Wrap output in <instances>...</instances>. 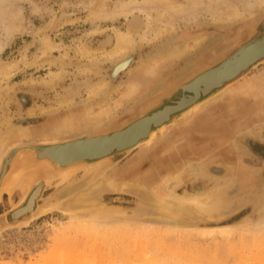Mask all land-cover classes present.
Listing matches in <instances>:
<instances>
[{"label":"rangeland","instance_id":"obj_1","mask_svg":"<svg viewBox=\"0 0 264 264\" xmlns=\"http://www.w3.org/2000/svg\"><path fill=\"white\" fill-rule=\"evenodd\" d=\"M116 1L0 0V65L18 62L9 76L0 75V127L7 123L6 128L9 125L15 127L25 115L37 113L40 116L38 120L24 122L22 131L25 132L13 135L14 139L9 142L18 140L21 135L28 142L52 141L55 140L52 130L55 127L64 131L71 129V134H62L56 139L76 135L96 118L101 121L97 132L117 129L138 118L140 111L170 86L197 71L195 74L199 75L205 67L231 56L239 44H247L250 39L246 26L253 20H262L253 39L264 36V0H232L236 5L248 4L255 11L244 20L228 22L227 18L213 19V12H205L186 22L178 19L175 32L140 42L141 47L138 45L136 49L143 50L130 72L110 82L107 73L113 62L100 59V54L114 46V26L124 30L132 21L139 20L144 29L148 20L152 18L155 23L158 15L157 10L149 11L148 16L137 11L129 22L125 18L113 22L91 16L101 5L110 9ZM165 20L161 18V21ZM200 36L205 38L194 48H185L186 42ZM235 37L236 42L232 41ZM45 39H48L47 48ZM176 46L182 52L168 56V50ZM78 47L93 55H80ZM155 57L160 59V76L142 85L141 90L126 97L117 112L113 111L110 117L104 118L105 109L110 110L106 106L110 104L113 108L111 101L120 98L131 83L129 81L136 82L134 76H139L137 72L156 61ZM262 65L264 61L242 72L224 93ZM105 83L107 87L98 96L89 94L94 84ZM22 93L30 96L29 102L20 103ZM220 98L184 115L129 154H115V164L104 170V175L116 183L115 188L109 186L107 177L94 178V170L56 180L43 196L53 194L66 210L53 211L23 227L0 231V264H264V226L259 227L264 224V124L244 126L247 128H238L232 133L231 141L237 144L236 152L240 156H237L239 162L235 163L232 159H224V145L213 150L217 154L210 160H204L180 158L172 151L171 142L156 141L158 135ZM77 114L79 118L72 119ZM69 123L70 128L64 127L63 124L67 126ZM27 134L29 138L25 136ZM188 161H193L192 165L182 163ZM205 163L224 167V179L216 180L207 173L200 174L199 165ZM174 175L181 181L177 188L181 194H192L194 182L204 185L202 192L223 183L224 200L220 208L205 214L189 210L183 215V221L162 213L158 209L161 205L154 201L153 195L163 178ZM136 189L148 194L142 195L146 201L137 197L140 192ZM13 199L18 201L19 191ZM9 209L5 197L0 213ZM82 209H99L96 216L100 219L99 214L106 211L107 218L102 221L110 222L111 227L92 225L90 217L83 220L87 223L80 222L81 219L70 221L71 214L67 210ZM59 221L68 223L64 226ZM187 221L201 224L190 226L185 224Z\"/></svg>","mask_w":264,"mask_h":264},{"label":"bare ground","instance_id":"obj_2","mask_svg":"<svg viewBox=\"0 0 264 264\" xmlns=\"http://www.w3.org/2000/svg\"><path fill=\"white\" fill-rule=\"evenodd\" d=\"M243 4L242 5H236L235 3H233L232 0H187L186 2H184V1L181 2V1H176V0H143L142 3L141 2L139 3L138 0H117L116 2H114L113 7L110 8V9H105L104 6H102L100 4L101 7L99 8V10L98 11L96 10L97 12L93 13L94 15L92 14L91 16L93 18H97V19L99 18V19H102V20L105 19V20H109V21H113V22L119 20L120 18H125V20L127 22H129L130 18L133 17L137 13V11L142 12V13H146V14L149 13V11L150 12L153 11V10H157L158 11V15L156 14L157 15V17H156L157 21H155V23H153L154 22L153 19L152 18L149 19L148 23H147V25H146V27L144 29L142 28L141 21H139V20L132 21L128 25V28L124 29V30L114 26V31H113L114 32V34H113V36H114V46L112 47V49L106 50L102 54H100V59L103 58L105 60H109V61L111 60L113 62L112 63L113 65L111 66V71L109 70V72L107 74L111 78V80H116L119 76H121L125 72H127V71L130 72L132 64L141 55V52H142L143 49L142 48H139V49H142V50H137L136 49V47L139 45L140 42H143L145 40H147L149 42L150 41L149 37H151V39H157L158 37L160 38L162 35L168 34L171 31L175 32L177 30V24L176 23H177L178 19H183V21L186 22V20H189V19L193 20L194 18L199 17V15H202L205 12L206 13L207 12H213V16H215V18L213 17V19H216V17H217V19L218 18H224V19L227 18L228 20L226 22L232 21V20H236V19L244 20L247 16L252 15L253 11H255V10L252 11V8H250V6L248 4H245V3H243ZM256 9H258V8H256ZM147 16H148V14H147ZM154 17H155V15L153 16V18ZM162 17H164V19L166 18V20L164 22L161 21ZM156 18H154V20H156ZM72 19H74V18H72ZM254 25H255V23H252V24L249 23V24H247L246 28H252V26H254ZM140 28L143 29L141 32H139ZM203 38H205V37L204 36H200L199 38L192 39V40H190L188 42L184 41V43L186 42V44H185L186 47L185 48L186 49L192 48L196 44L200 43V41ZM257 39H259V38H257ZM47 40L46 39L43 40L44 41V45H46L48 43ZM45 41H47V42L45 43ZM176 44H178V46H179V43H176ZM178 46L171 48V50H168L169 51L168 52L169 54L167 53L168 56H173V54H176V53L178 54L179 52H182V49L180 47H178ZM139 47H141V46L139 45ZM46 48H47V45H46ZM262 49H264V42L254 44L253 46H251V48H249L248 50L244 51L234 61L229 63V65H227V67L225 69H223V70H221V71H219L217 73H208V74H206V72H204L202 74L200 73L201 75H204L203 78H201L202 79L201 83H203L205 85H208V86H211L213 83L224 82L226 80V77H225L224 73H227L228 71H232L233 69H235V67L239 63L246 62L249 58H251L254 54H256L258 51H260ZM77 51L79 53H81L80 55H84V56L85 55L88 56V54H90V51L81 49L79 47L77 48ZM94 58H95V56H94ZM155 59H156V61H154L153 63L147 64V66H145V67L143 66L142 67L143 69H140L137 72L139 76H134V78L137 79L136 82H134V80L133 81H129V82H131L128 85L129 86L128 87L129 93H131V94L132 93H136V91L141 90L142 85H144L146 83H149L151 80H153V79L157 78L158 76H160L161 71H162L161 70L162 67L159 66V60L160 59H157L156 57H155ZM17 66H18V62L17 61H13L11 63H6V64H3V65H0V75H2L3 77L9 76L12 73V70L14 68H16ZM197 72H195V73H197ZM106 83H108V82H106ZM106 83L105 84H99V85H95L94 84L93 87H91V90H90L89 94H91V96H96V95L98 96V94L103 92L104 88L107 87ZM197 86H198V84L194 83L189 88L193 89L195 91H198ZM61 87H63V85H61ZM222 90H218L216 93H214L216 95H214L212 97H209L207 99V101L204 102V105L206 103H210V102L216 100L218 97H222L224 95V90L223 91ZM29 97L27 96V94H23L22 93V97L19 98V101H21L20 103L25 104V103L29 102V100H30ZM195 105H197V103ZM20 111H21V109H20ZM28 114H29V112H28ZM22 117L23 118H20L17 121V124L15 125V127H11L9 125L8 128H6L7 124H9L7 122H5V124L7 123L6 126L0 127V167H1V164L3 163L2 161H3L4 156L6 155L7 149L10 148V146H12V145L20 144L19 145L20 147H18L19 148L18 150H24L25 148H33L34 151H36L35 150L36 148H34L32 145H25L24 144L26 142L28 143V140H25L24 138H21V136H24V135H21L20 138L18 140H15L14 142L10 141V142H12V145H10L9 140H13L14 139V138H12L13 135L18 134V133L22 134L23 132H25V131H22L23 127H24L23 126L24 122H26V121H30L31 122L32 120H38L40 116H39V114L36 113V114H31L29 116L25 115V116H22ZM83 119L84 118H82V120ZM119 120H121V119H119ZM202 120L204 121V119H202ZM145 123L146 122L144 121L139 126H136V128H134V131H133V134L131 135V137L133 135L137 134L138 132L141 133L145 129ZM89 124H91V125H89ZM89 124L87 123V124L84 125V131L83 132H86L88 134H92L96 130H99L100 125H101V121L93 119V121L89 122ZM63 125L66 128H70L71 123L67 124V126H65V124H63ZM58 126H59V124H58ZM59 128L60 127H58V128L55 127V128L52 129L54 131V135H53L54 139H56L57 136H62V134H67V133H70V131H71V129L70 130L65 129V131H64V130H60ZM44 131L48 132V131H46V129H44ZM79 132L81 133V131H79ZM59 134H61V135H59ZM78 134L79 133H76V135H78ZM25 136L27 138H29L28 134L25 135ZM51 136H52V134H51ZM42 137H44V136H42ZM127 137H129V135ZM243 137H245V136H243ZM90 138H92L91 135H90V137H88V139H90ZM252 139H254V138H252ZM149 140L150 139H148L147 141H149ZM175 144H177V143H175ZM204 145H206V144H204ZM103 147L104 146L99 145L97 147H93V149L97 148V149L101 150ZM85 148H87V146H85ZM172 151H174V150H172ZM58 155L59 156H63V152H59ZM165 160H166V158H165ZM183 160H184V158H183ZM47 161L49 162L48 164H49V166L52 169H53V167L56 166V168L60 167L61 169H64V171H67V170L71 169L72 166H74L76 164H79L81 162V161H77V162H73V163H70V164H66V165L60 166L59 164L55 163L54 161H52L50 159L47 160ZM187 164H188V162H187ZM213 165H215V164H213ZM101 168H103V170H104L103 165H102ZM198 170L200 171V174H202V173L206 174L207 173L208 177L212 176L211 178L216 179V180H220V179L222 180V178L224 177V174H225L224 167H222V166H206V163L204 165H199ZM9 171L10 172L12 171L11 164H10L9 170L3 174V178H2V180L0 182V197H1V194L3 192H8L10 194H12L14 192L13 191L14 185L11 184L10 177H9L10 174H8V173H10ZM47 172H50V170L46 168V170H44V173H47ZM24 173H26V171H24ZM101 176H106V175L102 174ZM107 179L109 181L108 183L112 187L116 186V183L114 181H110L108 177H107ZM180 182L181 181L179 179V176H177V175L176 176L174 175V176H170V177L169 176L165 177V178H163L161 180L160 184L157 185V188H156V190L154 192L155 194L153 195L154 201L158 202V204L159 203L162 204V206H160V208H158V207L157 208L162 213L166 214L167 216H170V215L173 216L176 219V221L177 220L183 221L184 220L183 215L188 214L189 210H196V211H198L200 213H204V214L205 213H211V212H214L215 210H218L220 208V205L223 203V200H224V184L223 183L220 184V185L213 186V188H211L208 191L202 192V190L204 188V185L202 183H200V182H194L193 183V191L194 192L192 194H187V193L181 194V193L177 192V188L180 185ZM122 185H125V184H122ZM41 189H42V187H38L36 189V191L34 192V195H33L34 198L35 197L37 198L40 195ZM178 191H179V189H178ZM23 195H24V193H23ZM44 196H45V194H44ZM249 204H251V203H249ZM44 205H45V203H44ZM169 207L172 208V209L168 210ZM181 208L184 209V211L186 212L185 214L182 213L183 211L181 210ZM61 209L62 210H66L64 206H62ZM174 209H176V210H174ZM40 210H41V208H40ZM67 211L70 212V214H71V218H70L71 220L70 221H74L75 220V222H76V220L79 221L81 219L80 222L87 223V222H84L83 220H85L86 217H90L89 219L91 220V222H89V223L92 224V225H101V226H109V227H111L110 224H109L110 222L102 221L103 219L107 218L108 213H106V211H102L99 214L100 215L99 217H101V219L96 216L97 212H99V209H97L95 211H94V209H82V210H79V211L67 210ZM19 213L17 215H19ZM59 223L61 225L65 224L64 226H66L68 222L59 221ZM262 226H264V224L260 225L259 227H262ZM256 227H257V225H256ZM156 263H158V262H155V263L151 262L150 264H156ZM158 264H161V263L159 262Z\"/></svg>","mask_w":264,"mask_h":264},{"label":"water","instance_id":"obj_3","mask_svg":"<svg viewBox=\"0 0 264 264\" xmlns=\"http://www.w3.org/2000/svg\"><path fill=\"white\" fill-rule=\"evenodd\" d=\"M252 23H255V25L252 26V28H247L249 34L248 39H250L247 44H239L237 50L231 56L224 57L219 63L213 66H207L199 72L201 73V71L205 70L204 72H206V74L217 73L225 69L229 63L234 61L254 44L264 42V36L259 39H253L258 32L262 20H254L251 24ZM263 61L264 49L258 51L246 62L239 63L232 71L224 73L226 77L224 82L213 83L211 86L201 83V78L204 76L201 75L202 73L198 76L192 74L184 81L170 86L163 95L150 102L140 111L138 118L123 124L117 129L109 130L104 133L95 131L92 134H88L82 132L75 136L71 135L48 142L33 140L24 143L25 145H32L36 148V151H34L33 148L18 150L20 144L10 146V148L7 149L0 167V182L3 178V174L9 170L11 164L12 171H9L10 173L8 174H10L11 184L14 185V192L12 194L8 192H3L1 194L0 205L4 198L7 197L10 209L0 213V231L7 228L26 226L32 221L53 211L62 210V201L57 200L53 194L45 197L43 196L44 191L56 180L67 179L81 172H91V170L96 172L95 176H93L94 178L106 179V176L101 175L105 174V169L115 164V154H129L134 149L147 143V140L152 139L157 132L162 131L184 115L204 105V102H206L209 97L216 95L214 93L218 90H225L242 72L257 67ZM112 65L113 64L110 65V71ZM117 79L111 80L109 77L111 82H115ZM194 83L198 84V91L189 88ZM196 103L197 105H195ZM144 121L146 122L145 129L141 133L138 132L131 137L134 128ZM25 123L30 122L26 121ZM90 135L92 138L88 139ZM128 135L129 137H127ZM99 145L104 147L101 150L97 148L93 149V147ZM85 146H87V148H85ZM59 152H63V156H59ZM49 159L60 166L77 161L81 162L72 166L71 169L64 171V169L60 167L56 168V166L52 169L47 161ZM102 165L104 170L101 168ZM206 166L214 165L206 163ZM46 168L49 169L50 172L44 173ZM24 171H26V173H24ZM109 180L112 181L110 178ZM106 181L107 183L109 182L108 179ZM109 186L111 185L109 184ZM38 187H42L40 195L34 198V192ZM18 191L19 199L15 201L13 196ZM136 191L140 192V195H136L137 197L144 201L147 200L143 197L144 195L148 196L146 192L137 189ZM159 204L162 206L161 203ZM18 213L19 215H17ZM206 223L208 222H205V224ZM185 224L200 226L201 222L191 223L187 221Z\"/></svg>","mask_w":264,"mask_h":264},{"label":"crops","instance_id":"obj_4","mask_svg":"<svg viewBox=\"0 0 264 264\" xmlns=\"http://www.w3.org/2000/svg\"><path fill=\"white\" fill-rule=\"evenodd\" d=\"M237 37L233 38L232 41L236 42ZM128 87L120 98H114L111 101L112 104L114 103L113 108H110V104L106 106L110 110H106L105 106H101L105 111L103 110L104 115L101 112L99 114L106 118L107 116L110 117L113 111L117 112L122 107L126 97L134 94L129 93ZM213 103L211 106L206 107L207 109L201 110L186 118L174 128L158 135L156 141L168 140L171 142L174 151L180 158L198 157L204 160H210L213 155L217 154H214L213 150L217 151L218 148L221 149L224 145V159H232L234 163L239 162L237 161L239 153L236 152L238 146L234 141H231L230 137L238 128L244 130L248 125L264 124V65L229 88L223 97ZM77 118H79V114L72 117V119ZM96 120L98 119L96 118ZM238 157L240 158V156ZM182 163L187 164V162ZM188 163L192 165L193 161H188Z\"/></svg>","mask_w":264,"mask_h":264}]
</instances>
